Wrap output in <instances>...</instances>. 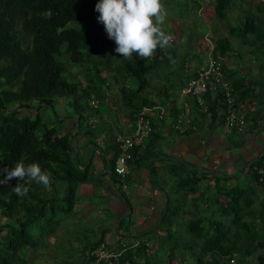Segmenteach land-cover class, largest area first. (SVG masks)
I'll list each match as a JSON object with an SVG mask.
<instances>
[{"label":"trees","instance_id":"obj_1","mask_svg":"<svg viewBox=\"0 0 264 264\" xmlns=\"http://www.w3.org/2000/svg\"><path fill=\"white\" fill-rule=\"evenodd\" d=\"M213 1L214 16L223 20L232 1ZM253 1H256L255 12H247L241 24L228 27L227 32L241 44L250 47L253 54H262L264 61V0ZM98 2L0 0V60H3L0 65V169H11L17 162L23 161L25 165L39 163L42 170L51 173L48 187L34 181L28 183V178L25 181L13 178L6 184H0V233L3 232L0 234V264H27L33 259L28 251H38L45 244L46 236L54 234L60 220L54 217L58 212H62L63 216L72 210L76 186L89 179L88 165L83 170L79 168L81 164L77 162L68 133L58 135L55 125L43 126L41 133H37L36 129L42 120L37 111L33 117H18L17 112L14 114L15 109L33 108L30 105L33 99L37 100V106L52 108L57 98H68L79 93L72 100L78 117L75 128L78 132L86 130L85 116L77 101L85 99L91 108L88 101L101 97L102 88L99 84L107 81L117 85L120 102L133 123L142 106H165L164 101L158 104L144 95V91L148 87V75L156 72L158 64L169 66V56L172 58L176 47L157 49L155 55L147 60L135 55L131 59H123L115 52L116 45L107 37L103 24L98 22L99 13L95 11ZM48 9L53 13L51 19L41 15ZM70 22L74 26L69 25ZM231 51L229 37L220 35L214 38L209 53L217 58ZM66 58L74 65L91 64V68L85 67L92 73L82 78L83 84L76 76L70 77L71 80L64 76ZM259 63L260 71H264V64L261 61ZM223 67L233 88L235 102L257 100L251 117L247 114L252 130L258 125L255 118L259 114L264 115V78L240 77L234 69L228 70L225 65ZM105 69L110 74L107 80L100 76V72ZM190 76L185 77L183 74L181 83L184 84ZM127 80L133 81L134 85H126ZM164 96L169 97L166 93ZM203 97L208 104L211 120L222 124L223 117L216 111L219 101L212 99L209 93ZM170 102L168 118L173 122L179 108L173 99ZM220 102H224V99ZM10 104L14 107L8 108ZM158 126V123L150 121L149 139L142 148L132 147V158L139 148L144 161L154 153L155 144L160 139ZM87 128L84 134L92 131L90 127ZM112 147L116 154L117 147ZM263 162L264 154L249 161L245 169L248 178L241 184L227 183L231 180L230 176L223 174L208 176L209 179L214 178L211 190L215 191L216 196L206 207L199 205L200 201L209 200L208 197L203 199L205 188L210 187L204 184L197 198L192 200L193 208L190 211L192 213L200 207L196 213L202 212L197 213L192 221L188 220L184 227V231L195 238L194 244L186 242L180 245L177 237L172 235L176 229L169 227L170 221L175 215L174 211L181 206L176 203L177 199L170 203L166 195L167 204L157 226L164 234H157L152 241L139 240L135 248L128 245L116 259L104 264H138L137 259H141V264H160L157 261L160 256H164V264H173V261L178 264H264V196L259 198L260 193L264 194ZM258 169L263 170V173H259ZM170 172L177 177L175 189L182 193L183 198L200 189V183L207 178L205 173L196 174V170L184 168L178 162L171 163ZM59 181L64 183L62 191L61 185L56 187L55 184ZM18 183L29 188L23 198L12 191ZM219 196L223 198L220 200ZM88 241L85 238L86 245L80 250L77 248L79 264H96L93 255L85 254L92 249ZM99 242H102V238L94 241L93 245ZM160 250L162 253H158L159 258L155 257V252Z\"/></svg>","mask_w":264,"mask_h":264},{"label":"crops","instance_id":"obj_2","mask_svg":"<svg viewBox=\"0 0 264 264\" xmlns=\"http://www.w3.org/2000/svg\"><path fill=\"white\" fill-rule=\"evenodd\" d=\"M199 66L200 65L196 66L191 72H189V66L187 69H183L184 76H190ZM226 68L230 70V68ZM235 72L237 76L242 77L238 71L235 70ZM108 75L109 73L106 69L100 72V76L105 78V80H107ZM108 83L109 81L104 82L105 85ZM81 84H83V81H81ZM104 84L103 86L106 88ZM99 86L101 87V84H99ZM102 91H104L103 88ZM78 95L79 93H76V95L71 96L72 100ZM170 99H173V97H169V101ZM251 100L254 111L257 106V100ZM170 103H165L164 107L161 106L164 111H167V114L171 107ZM176 106L179 108L180 105L178 104ZM96 108L97 106L92 109ZM111 108H114V106H111ZM251 112L249 113L250 117ZM91 114V111L88 112V116H85V122L93 131L98 120L91 117ZM217 114L221 116L219 113ZM118 115V113L114 115V120L116 124H118L121 133L114 130L108 135L106 134L108 128L104 127L102 130L103 133L99 136H94V132L92 131L89 134H84V132L88 130L87 126L86 130L77 131L75 128L78 121L76 111L73 117L63 116L58 119L59 122H63V129H58L57 134L61 135L66 132H71L70 140L72 148L76 154L77 162L81 164L79 168L83 170L88 165L87 174L89 175V179L85 182H81V186L79 184L76 186L75 201L72 210L62 218H59L58 227L55 229L56 231L60 227L62 221L69 216L77 219L76 223L80 222V228L78 230L81 232V236L79 235L81 241L77 244L79 248L76 246V250L77 248L80 250L86 245V243H84L85 238H88V242L91 243L92 250L93 242L102 238V242L105 244L106 249L108 251H113L112 249L118 247L121 236H124L123 243L125 245H131L136 241L139 242V240L145 239L144 236H147V234L151 236L152 239L157 236V231H159L157 226L164 213H162V209L164 200L167 199L166 195L171 194L172 197L169 196L172 200L177 199L173 197V194L176 193L175 185L177 181L171 180V176L173 175L170 172V168H168L171 166L172 162H179L183 167L185 166V168L195 169L196 174L208 172L209 176L212 174L230 176L231 180L227 183L234 184L233 178L238 176L233 175L236 173V170L241 167V169L245 170L247 168L246 164L257 157L260 151L261 154H264L263 114H259V116L255 118L258 125L252 130L250 129L251 121H247V127L243 135H241L234 131L225 130L223 123L219 124L217 120H211L210 117L199 114L194 108L192 110L193 119L191 126L185 132L179 134L173 128V122L170 121L168 116L159 117L157 110L152 116V121L159 125L160 139L155 144L154 153L147 161H144L141 156V149L139 148V150L137 149L135 151L133 158L128 161L130 173L123 181L125 187L124 192L119 191L122 186L121 182L111 172V159L115 156V150L112 146L115 145V147H118L115 143V137L131 135L136 127V122L133 123L129 121L128 116L124 118L123 113H121V118L117 120L116 116L118 117ZM124 119L126 120L125 123L123 122ZM73 125L74 127H72ZM233 135L235 136L234 139L228 137ZM241 141L242 143H240ZM93 145L95 146L92 148ZM88 149H90L89 152ZM258 150L260 151L257 153ZM109 174H113L112 176L115 181L110 178ZM182 175H185V173H182ZM210 178L211 179L207 177L202 180L200 189L182 198L181 201H183V204L192 205V200L197 198L198 193L206 183L209 184L210 187L205 188L203 199L207 198L206 192L211 190L214 181L213 177ZM169 186L170 190L168 188ZM62 190L63 184H61V191ZM77 190H79L78 194ZM166 190L170 193H167ZM94 193H97L95 194L96 201L92 200ZM263 196L264 194H260L259 198ZM218 198L221 200L223 196H219ZM103 201L106 202L107 208L109 207L111 209L110 219H106V215L101 216L100 213H98L97 219H95L92 216V208H100V204L103 203ZM206 204H208L207 201H200L201 206L204 207ZM80 209L82 213L79 215L80 218H77V215L74 213ZM187 212L189 211L187 210ZM80 219H85V222L79 221ZM98 219L102 220L103 223L107 220L106 226L99 222L100 220L98 221ZM123 219L124 230L122 231L120 228ZM93 221H98L104 226H92ZM88 222H90V225L87 224ZM110 225L114 227L110 229ZM60 230H63V228ZM125 233L127 235H125ZM163 234L164 233H161V235ZM159 252L162 253L161 250L158 251L156 254L157 256ZM85 254L91 255V252H85ZM157 261H160V259Z\"/></svg>","mask_w":264,"mask_h":264},{"label":"rangeland","instance_id":"obj_3","mask_svg":"<svg viewBox=\"0 0 264 264\" xmlns=\"http://www.w3.org/2000/svg\"><path fill=\"white\" fill-rule=\"evenodd\" d=\"M231 1L232 5H230V7L227 9L225 18L223 20H219L213 14V0H163L164 6L168 12V17L163 27L165 32L170 33L175 37V40L170 47L172 48L173 46H175L176 48L174 49V53L172 55V59L170 61L169 66L165 67L163 64H158L156 72L148 75V87L145 89L144 95H146L158 104H160L159 102L161 101H164L166 104H169V97H173L174 103L178 105L180 102L179 89L184 85L181 83V81L184 79L183 69H186L189 66L188 69L189 72H191L196 66L202 65L207 59V56L209 54L208 50L211 49L214 38L220 35L228 36L232 45L231 53L223 56V62L225 63L226 67L230 69H235L241 74V76L257 77L260 79L264 78V71H260L259 69V62L261 61V63L264 64V61L262 59L263 55L259 53H256V55L253 54V52H251L250 47L241 44L235 36H231L227 32L228 27L239 26L243 21L244 15L247 12H255L254 4L256 3V1ZM69 25L74 26V24L71 22L69 23ZM64 62L66 64V71L64 74L66 79L71 80L70 77L74 76V78L77 77L79 80L82 81V78H84L85 75L92 73L90 69L89 71L88 69H85V67L87 66L91 68L90 63L74 65L70 64L67 58L64 60ZM2 63L3 60H0V65ZM106 71L108 72L107 69ZM167 71L172 73L169 74L167 73ZM108 77L110 78V74L108 75ZM126 85L132 87L134 83L131 80H127ZM105 86L106 88H104L103 83L101 84V87L104 89V91H102L101 97L97 99L98 105L96 109L89 108L85 99H78L77 101V103L80 104L79 108L81 109V112L84 116H88V112L91 111V117L96 118L98 120V122H96L94 126V136L101 135V133H103L102 130L104 127L108 128V130L106 131V134L108 135L114 130H116L118 133H121L118 124H116L114 120V115H116L117 113L119 114L118 117L116 116L117 120L121 118V113H123L124 118L128 116L127 109L120 102V94L117 90V85L113 81H109V83ZM164 93L168 94L169 97L165 98ZM32 102L34 104H32ZM32 102L30 104L31 107H35L29 109H15L14 114L17 112L16 116L18 117H33L37 111L39 116L42 118L41 124L36 129L37 133H41L43 126L48 127L55 125L57 129L62 130L63 122L58 121L57 123L56 120L62 118L63 116L73 117V115L75 114V105L74 102H72L71 97L57 98L53 101L52 108L37 106L38 103L36 99H33ZM111 106H114V108H111ZM11 107L14 106L12 104L8 105V108ZM55 117L57 119H55ZM125 121L126 120L124 119L123 122L125 123ZM66 133H68L70 140L71 132ZM228 137L233 139L235 138L234 135ZM94 146L95 145H93L92 148ZM89 151L90 149H88V152ZM259 151L260 150H258L257 153ZM259 155H261V151L259 152L258 156ZM168 168H170V166ZM241 171L242 169L238 168L236 170V173L233 174L239 176L233 178L234 184H241L244 180L248 178L246 170H244L242 173ZM109 176L113 181H115L112 175L109 174ZM204 176L208 177V172L205 173ZM176 179L177 177L171 176V180L177 181ZM55 184L57 187L58 185L64 183L62 181H59ZM79 185L81 186V184ZM170 186L168 187L169 190ZM78 191L79 190H77V194ZM119 191H123L122 188H120ZM166 192L170 193L167 190ZM95 194L97 193H94V195L92 196L93 201H96ZM260 194L263 195V193ZM169 195L171 196V194ZM170 196L169 202L171 203L172 196ZM215 196V191L210 190L206 192V197L209 198L208 204L213 202V198ZM173 197L177 198V202L176 200L175 202L181 207L177 208V210L174 211L175 215L170 221L169 227L172 230L176 229V232H172V235L177 237L180 245L185 244L186 242L194 244L193 241H195V238L192 237L190 234L186 233L184 231V227L186 223H188V220L189 222L192 221L195 216L198 215L197 213L202 212V210L196 213L197 209L200 208L198 207L194 209L191 213L190 211L193 208V204L184 205L183 201H181L183 198L181 192L174 193ZM198 204L200 205V202ZM92 210V216L95 219H97L98 213H100L101 216L106 215L105 218L110 219L111 209L109 207L107 208L106 202L103 201V203L100 204V208H92ZM187 210L190 212V214L187 212ZM81 213L82 212L80 209L79 211H75L74 214L77 215V218H80L79 215ZM61 216L62 212H58L54 219L61 218ZM76 220L77 219L72 216L65 218L62 221L60 227L54 232L53 235L46 236L45 244L38 251L34 253L28 251V253H30V256L33 259L29 260L27 264H79L78 251L76 250V246L78 247L77 244L79 243V241H81L79 238V235L81 236V232L78 230L80 228V222L76 223ZM99 220L100 219H98V221ZM79 221L85 222V219H80ZM98 221H93L92 226L103 227L104 225L101 224L103 223V221L100 220L99 222L101 223H99ZM122 221L123 223H121L120 229L123 231L124 219ZM106 222L103 223L105 224V226ZM87 224L90 225V222H88ZM165 224L167 225V223ZM109 227L111 229L114 226L110 225ZM61 228H63V230H60ZM159 231L157 232V234L161 235L163 231ZM0 234H3V232H1ZM125 235L127 234L125 233ZM144 237L145 239H149L152 241V237L148 234ZM123 240L124 236H121V242ZM149 250H152V248H150ZM149 253L152 252L149 251ZM156 254L157 252H155V256H157ZM159 259L161 264H164V256H160ZM137 262H141V259H138ZM173 264L178 263L176 261H173Z\"/></svg>","mask_w":264,"mask_h":264},{"label":"clouds","instance_id":"obj_4","mask_svg":"<svg viewBox=\"0 0 264 264\" xmlns=\"http://www.w3.org/2000/svg\"><path fill=\"white\" fill-rule=\"evenodd\" d=\"M95 11L99 13L97 19L99 23L103 24L107 37L110 40L114 41L116 45L115 52L125 60L131 59L133 55L138 56L141 60L150 59L152 56L155 55L157 49L166 50L172 45V43L175 40V37L172 34L165 32L163 27L168 17V12L164 6L163 0H99V2L96 3L95 5ZM41 15L46 19H51L53 13L50 9H48L45 12L41 13ZM208 55H210V53ZM171 59L172 58L169 56V60ZM91 100L96 101V106L98 100L95 98L89 100V105L91 106V108H95L96 106L92 107L90 103ZM190 100L191 99H189V101ZM190 102H192V100ZM192 106L195 108V104H192ZM152 107H156V108L144 114L145 117L148 119L150 126V121L152 120V116L154 112H156L159 109H163V107L159 105L150 106V107L142 106L135 116L134 123L137 122L136 121L137 115L143 108L151 109ZM179 110H180V106H179ZM165 112L166 114L161 115L159 117L168 116L167 111ZM148 138H149V134L148 137L144 139L141 144H136L134 146L145 145L144 142H146ZM115 143L117 144L116 140ZM131 149H130V153H131ZM118 153H119V149L117 147V152L115 156H117ZM114 158H113V162H114ZM131 159H132V154H131ZM113 162H112L111 172L114 174ZM0 177H3L2 179H0V184H6L13 178L18 179L19 181H25V178H28L27 179L28 183L34 181L37 184H42L45 187H48L51 183V173L42 170L39 163H35V162L29 165H25L23 161H20L17 162L15 166L11 169L8 168L0 169ZM125 177L123 178V181L125 180ZM122 190L124 192V188H122ZM12 191L18 197L23 198L28 194L29 188L26 187L24 184L18 183L15 187L12 188ZM101 244L103 245L105 251L111 255L105 259H100L98 263L99 262L110 263V259H116V257L124 249L128 248V245H125L123 241L122 242L120 241L117 248L112 249L113 251H108L105 247V244L103 242H99L97 245H93V250L91 249L92 251L90 250L91 255H93L95 259H96V255L94 254V251ZM137 244H138L137 241L133 242L131 244V247L135 248ZM141 263L142 261L139 262L138 264Z\"/></svg>","mask_w":264,"mask_h":264},{"label":"built area","instance_id":"obj_5","mask_svg":"<svg viewBox=\"0 0 264 264\" xmlns=\"http://www.w3.org/2000/svg\"><path fill=\"white\" fill-rule=\"evenodd\" d=\"M232 90L233 88L226 78L222 58L208 55L206 61L195 69L193 75L180 88V110L172 123L175 131L181 134L191 126L192 110L194 109L192 104H195V109L199 114L210 117L208 104L203 97L204 94L209 93L212 99L219 101L217 110H215L223 117L224 129L243 135L247 127V118H250L247 114L253 111L252 100L243 99L235 102ZM217 94H220V97H217ZM222 98L224 102H220ZM90 103L92 107L96 106L95 100H91ZM155 108H143L137 115V125L131 135L115 138L119 153L114 158L113 172L121 182L122 188H125L123 178L129 174L130 149L136 144H141L148 137L150 131L149 121L144 114ZM164 114L166 112L163 109L158 110L159 116ZM257 171L263 173L261 169ZM94 254L96 263L111 255L105 251L102 244L94 251Z\"/></svg>","mask_w":264,"mask_h":264},{"label":"water","instance_id":"obj_6","mask_svg":"<svg viewBox=\"0 0 264 264\" xmlns=\"http://www.w3.org/2000/svg\"><path fill=\"white\" fill-rule=\"evenodd\" d=\"M179 163V162H178ZM165 206H166V200H164V203H163V209H162V213L164 212V208H165ZM161 213V214H162Z\"/></svg>","mask_w":264,"mask_h":264}]
</instances>
